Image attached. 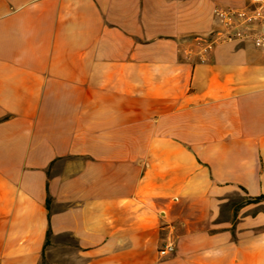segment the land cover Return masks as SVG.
Segmentation results:
<instances>
[{
    "label": "crops",
    "instance_id": "0c3cea01",
    "mask_svg": "<svg viewBox=\"0 0 264 264\" xmlns=\"http://www.w3.org/2000/svg\"><path fill=\"white\" fill-rule=\"evenodd\" d=\"M245 2L0 0V264H264V52L194 42Z\"/></svg>",
    "mask_w": 264,
    "mask_h": 264
},
{
    "label": "built area",
    "instance_id": "2783aa9c",
    "mask_svg": "<svg viewBox=\"0 0 264 264\" xmlns=\"http://www.w3.org/2000/svg\"><path fill=\"white\" fill-rule=\"evenodd\" d=\"M212 14L216 21L215 30L209 37L194 39L199 58H204L208 50L222 42H250L264 52V0H246L241 7L215 6ZM174 249L173 242L168 241L158 253L167 255Z\"/></svg>",
    "mask_w": 264,
    "mask_h": 264
},
{
    "label": "rangeland",
    "instance_id": "374dc122",
    "mask_svg": "<svg viewBox=\"0 0 264 264\" xmlns=\"http://www.w3.org/2000/svg\"><path fill=\"white\" fill-rule=\"evenodd\" d=\"M248 199L247 196L242 192L238 191L232 194L220 207V219H230L237 213L240 207L247 204ZM251 211L262 210L264 211V198H258L255 201L250 202ZM49 251V259L51 261H55L58 258H61L64 254L60 250H57L55 246H53ZM68 250H71V246L68 247ZM70 255V254H69ZM45 263V260H43Z\"/></svg>",
    "mask_w": 264,
    "mask_h": 264
},
{
    "label": "trees",
    "instance_id": "16d2710c",
    "mask_svg": "<svg viewBox=\"0 0 264 264\" xmlns=\"http://www.w3.org/2000/svg\"><path fill=\"white\" fill-rule=\"evenodd\" d=\"M258 198H264V194H261V195H258V196H247V199H248V202L247 203H250L252 201H255ZM50 202H51V197L49 195H47L46 200H45V205H46V208H47L48 211L50 210ZM50 234H51L50 227H48L47 228V231H46L45 241H44V244H43V251H44V247L49 242ZM40 264H45V263L42 260Z\"/></svg>",
    "mask_w": 264,
    "mask_h": 264
}]
</instances>
